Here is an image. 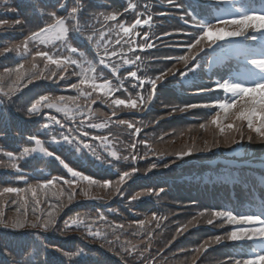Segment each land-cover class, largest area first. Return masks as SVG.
<instances>
[{
  "label": "snow or ice",
  "instance_id": "obj_1",
  "mask_svg": "<svg viewBox=\"0 0 264 264\" xmlns=\"http://www.w3.org/2000/svg\"><path fill=\"white\" fill-rule=\"evenodd\" d=\"M92 2L0 0V17H12L0 18V31L19 29L23 37L17 43L0 48V57L8 58L15 53L20 60L14 67H4L0 73V138L7 135L5 105L15 104L16 100L24 98L25 107L17 111H23L26 119L43 117L45 121L36 133L23 137L25 143L19 149L0 147V156L7 160L0 159V168L13 170L17 174L16 181L25 184V187L0 188V196L16 194L24 201L21 215L6 217L0 212V228L25 237L16 246L0 240V257L10 258L3 264H90L86 257L91 249L80 246L75 251L66 250L53 243L48 235L59 232L63 236L73 230H82L85 240L99 241L100 247L107 245V250L119 256L124 264H158V258L163 256L165 249L170 248L194 221L199 222L200 217H206L205 222L209 225L219 221L220 227L226 224L232 229L197 246L193 250L191 264H203L202 257L208 249L225 242L235 245L234 253L219 264H264V189H261L259 211L204 208L187 224L177 227L175 234L155 254L153 242L163 222L168 220L167 216L156 212L128 223L110 220L103 212L95 216L77 213L60 225V212L73 202L78 194L77 188L80 194L91 199H97L90 195L93 188L110 191L112 197H124L131 205L144 196L159 198L165 194L164 188H148L125 197L124 188L128 181L141 171L147 176L153 170L170 169L195 153L211 152L221 147V138L228 148L245 140L252 143L253 133L264 143V44L248 47L249 42L264 40V0L234 6L233 12L227 16L214 13L223 12L219 6L232 4V0H161L166 9L179 13L182 23L180 27L162 31L159 35L152 31L154 18L171 14L167 10L154 12L146 0L143 6L140 0H129L122 11L97 13L90 10ZM21 3L33 6V11L38 14L35 24L30 18L21 17ZM130 12L135 15L131 23L125 19ZM174 36L185 39L165 46L185 48L184 55L151 54L150 50H159L158 43ZM84 48L94 49L91 59L85 58ZM212 54L225 58L236 56L241 61V69L227 77L218 76L215 80L209 76L210 83L196 86L194 94L223 93V96L203 103L171 106L169 115L198 108L214 110V114L199 125L201 129L214 126L213 139L204 140L202 146L193 141L175 153H157L148 139L140 138L143 129L149 125L124 117L150 110L159 88L166 83L176 80L187 85L190 77L195 80L204 60ZM41 61L43 67L40 66ZM170 61L176 63L155 67ZM146 62L151 63L154 74L143 71ZM177 63L181 67H176ZM45 80L57 86L63 83L74 94L33 93L25 98L30 85L35 86V82ZM97 112L105 116L98 123L94 120ZM57 114H61V118ZM160 119L163 117L151 123L158 126ZM222 119L231 122L223 123ZM113 126L127 130V139L114 143ZM41 136L47 138L42 139ZM116 143L124 145L123 148H117ZM65 145L77 153L87 150L109 168L116 167L121 160L129 162L126 165L128 170L117 169L118 179L115 181L86 175L57 154V147L63 149ZM140 145L144 147L142 154L138 151ZM150 156L156 159L141 170L138 162H148ZM40 158H54L66 170L67 176H44L36 183H29L24 175L23 162ZM58 184L60 187L57 189ZM50 188L57 189L52 192L54 200L46 191ZM29 193L31 201L26 198ZM249 195H252L251 191ZM63 197H66V203ZM12 203L15 204L16 200ZM29 203L32 204V218L28 216ZM42 205H47V211L37 215L36 209ZM53 254H59V257L50 260Z\"/></svg>",
  "mask_w": 264,
  "mask_h": 264
},
{
  "label": "rangeland",
  "instance_id": "obj_2",
  "mask_svg": "<svg viewBox=\"0 0 264 264\" xmlns=\"http://www.w3.org/2000/svg\"><path fill=\"white\" fill-rule=\"evenodd\" d=\"M207 139L208 140H212L213 139V137H212V134L210 133L209 135H207Z\"/></svg>",
  "mask_w": 264,
  "mask_h": 264
},
{
  "label": "trees",
  "instance_id": "obj_3",
  "mask_svg": "<svg viewBox=\"0 0 264 264\" xmlns=\"http://www.w3.org/2000/svg\"><path fill=\"white\" fill-rule=\"evenodd\" d=\"M245 142H247V141H245ZM252 145H257V143H256V144H251V146H252Z\"/></svg>",
  "mask_w": 264,
  "mask_h": 264
}]
</instances>
